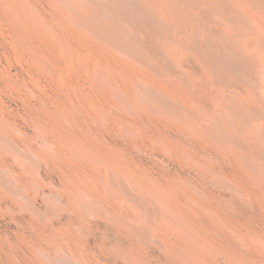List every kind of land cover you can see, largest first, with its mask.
<instances>
[{
	"label": "rangeland",
	"instance_id": "1",
	"mask_svg": "<svg viewBox=\"0 0 264 264\" xmlns=\"http://www.w3.org/2000/svg\"><path fill=\"white\" fill-rule=\"evenodd\" d=\"M263 130L264 0H0V264H264Z\"/></svg>",
	"mask_w": 264,
	"mask_h": 264
},
{
	"label": "bare ground",
	"instance_id": "2",
	"mask_svg": "<svg viewBox=\"0 0 264 264\" xmlns=\"http://www.w3.org/2000/svg\"><path fill=\"white\" fill-rule=\"evenodd\" d=\"M114 2V1H113ZM207 3V2H206ZM20 4H22V3H20ZM200 4V3H199ZM126 6V5H125ZM140 6V5H139ZM141 7H142V5H141ZM204 7H206V6H204ZM126 8H128V7H126ZM149 8V7H148ZM210 8V7H209ZM21 9V8H20ZM129 9V8H128ZM193 9V8H192ZM121 10V9H120ZM143 10V9H142ZM129 11V10H128ZM138 11V10H137ZM114 12V11H113ZM130 12V11H129ZM139 12V11H138ZM192 12V11H191ZM247 12V11H246ZM127 13V12H126ZM140 13V12H139ZM141 13H143V12H141ZM146 13V12H145ZM129 14V13H128ZM135 14V13H134ZM121 15V14H120ZM143 15V14H142ZM254 15H256V14H254ZM40 16V15H39ZM139 16V15H138ZM137 16V17H138ZM156 16V15H155ZM124 17V16H123ZM122 17V18H123ZM148 17V16H147ZM149 18V17H148ZM34 19H35V17H34ZM192 19V18H191ZM124 20V19H123ZM141 20H143V19H141ZM127 21V20H126ZM145 22V21H144ZM127 23V22H126ZM191 23V22H190ZM206 23V22H205ZM224 23V22H223ZM244 23V22H243ZM229 24V23H228ZM37 25V24H36ZM28 26V25H27ZM43 26V25H42ZM2 27V26H1ZM209 28H210V26H209ZM48 29H50V28H48ZM231 29V28H230ZM239 29V28H238ZM2 30V29H1ZM237 30V29H236ZM241 30V29H240ZM46 31V30H45ZM50 31V30H49ZM7 32V31H6ZM44 32V31H43ZM205 32H207V31H205ZM247 32H249V31H247ZM246 32V33H247ZM125 33V32H124ZM184 33V32H183ZM244 33V32H243ZM45 34V33H44ZM223 34V33H222ZM125 35V34H124ZM206 35V34H205ZM218 35V34H217ZM228 35H230V34H228ZM123 36V35H122ZM121 36V37H122ZM181 36H183V35H181ZM193 36V35H192ZM242 36V35H241ZM213 37V36H212ZM49 38H50V36H49ZM186 38V37H185ZM239 38V37H238ZM236 40H238V39H236ZM187 41V40H186ZM43 42V41H42ZM205 44H206V42H205ZM19 45V44H18ZM230 45V44H229ZM239 45V44H238ZM60 46V45H59ZM233 46V45H232ZM222 48H226V47H222ZM184 50H186V49H184ZM255 50H256V48H255ZM55 52V51H54ZM139 52V51H138ZM203 52V51H202ZM16 53V52H15ZM61 53V52H60ZM181 53V52H180ZM220 53V52H219ZM125 54V53H124ZM255 54H257V53H255ZM78 55H80V54H78ZM194 55V54H193ZM232 56V55H231ZM80 57V56H79ZM78 57V58H79ZM221 57V56H220ZM229 57V56H228ZM88 58V57H87ZM137 58V57H136ZM198 58V57H197ZM222 58V57H221ZM245 58V57H244ZM16 59V58H15ZM85 59V58H84ZM19 60V59H18ZM97 60V59H96ZM143 60V59H142ZM20 61V60H19ZM40 62V61H39ZM65 62V61H64ZM94 62V61H93ZM80 63V62H79ZM98 63V62H97ZM96 63V64H97ZM142 63V62H141ZM250 63V62H249ZM45 64V63H44ZM94 64V63H93ZM42 66V65H41ZM96 66V65H95ZM98 66V65H97ZM100 67V66H99ZM110 67V66H109ZM214 67V66H213ZM216 67H218V66H216ZM96 68V67H95ZM251 68V67H250ZM215 69V68H214ZM213 69V70H214ZM245 69V68H244ZM62 70H64V69H62ZM104 70V69H103ZM110 70V69H109ZM173 70V69H172ZM217 70V69H216ZM51 71V70H50ZM177 72V71H176ZM229 72V71H228ZM234 72V71H233ZM255 72V71H254ZM3 73V72H2ZM84 73V72H83ZM91 73V72H90ZM220 73V72H219ZM65 74V73H64ZM109 74V73H108ZM258 74H260V73H258ZM58 75V74H57ZM228 76H229V74H227ZM251 75V74H250ZM79 76V75H78ZM88 76V75H87ZM222 76V75H221ZM243 76V75H242ZM249 76V75H248ZM64 77V76H63ZM232 77V76H231ZM244 77H246V76H244ZM228 78V77H227ZM240 78V77H239ZM259 78V77H258ZM258 78H257V80H258ZM57 79H58V77H57ZM80 79V78H79ZM83 79V78H82ZM241 79V78H240ZM260 79H262V78H260ZM55 80V79H54ZM61 81L63 80V79H60ZM100 80V79H99ZM217 80H219V79H217ZM221 80V79H220ZM229 80V79H228ZM235 80V79H234ZM238 80V79H237ZM236 80V81H237ZM252 80V79H251ZM60 81V82H61ZM130 81V80H129ZM227 81V80H226ZM231 81V80H230ZM38 83H39V81H37ZM59 82V81H58ZM148 82V81H147ZM239 82V81H238ZM32 83V82H31ZM232 83V82H231ZM257 83V82H256ZM63 84V83H62ZM83 84V83H82ZM220 84V83H219ZM91 85V84H90ZM233 85V84H232ZM257 85V84H256ZM244 87V86H243ZM37 88V87H36ZM132 88V87H131ZM38 89H40L39 87H38ZM69 89V88H68ZM73 89H75V88H73ZM238 89V88H237ZM113 90V89H112ZM219 91V90H218ZM68 92V91H67ZM229 93H231V92H229ZM95 94V93H94ZM74 95V94H73ZM92 95V94H91ZM225 96H227V95H225ZM133 97V96H132ZM173 98V97H172ZM229 98V97H228ZM229 100V99H228ZM61 101V100H60ZM111 101V100H110ZM174 101V100H173ZM260 101V100H259ZM89 102V101H88ZM157 102V101H156ZM61 103V102H60ZM99 107V106H98ZM179 108V107H178ZM231 108V107H230ZM92 109V108H91ZM192 109V108H191ZM250 109V108H249ZM170 110V109H169ZM175 110V109H174ZM251 111H252V109H251ZM183 112V111H182ZM187 112V111H186ZM1 113H3V112H1ZM259 113V112H258ZM261 113V112H260ZM236 114V113H235ZM240 114V113H239ZM236 115H238V114H236ZM245 115V114H244ZM248 115V114H247ZM261 117V116H260ZM90 119V118H89ZM209 120V119H208ZM250 120V119H249ZM57 121V120H56ZM212 121V120H211ZM242 121V120H241ZM6 122V121H5ZM210 123V122H209ZM223 123V122H222ZM216 124V123H215ZM124 125V124H123ZM208 125V124H207ZM210 125V124H209ZM220 125V124H219ZM243 125V124H242ZM245 125V124H244ZM247 125V124H246ZM14 126V125H13ZM230 127V126H229ZM214 128H216V127H214ZM231 129V128H230ZM199 130V129H198ZM203 130H205V129H203ZM262 130V129H261ZM42 131V130H41ZM228 131V130H227ZM264 131V130H263ZM195 133H197V132H195ZM207 133V132H206ZM217 133V132H216ZM201 134V133H200ZM214 134V133H213ZM230 134V133H229ZM235 134H237V133H235ZM194 135V134H193ZM221 135V134H220ZM220 135H219V137H220ZM211 136H213V135H211ZM213 140V139H212ZM215 142V141H214ZM213 144V143H212ZM16 145V144H15ZM251 146H253V145H251ZM243 147V146H242ZM241 147V148H242ZM9 148V147H8ZM237 148V147H236ZM240 148V147H239ZM226 149V148H225ZM75 150V149H74ZM81 150V149H80ZM228 150V149H227ZM245 150V149H244ZM22 151V150H21ZM225 151V150H224ZM25 152V151H24ZM23 152V154H25ZM188 153V152H187ZM259 154H261V153H259ZM234 155V154H233ZM54 156V155H53ZM80 158V157H79ZM245 158V157H244ZM261 158V157H260ZM22 159V158H21ZM77 161H79V160H77ZM248 161V160H247ZM24 162V161H23ZM47 162V161H46ZM28 166V165H27ZM245 166V165H244ZM259 166V165H258ZM3 167V166H2ZM31 168V167H30ZM36 168V167H35ZM84 168V167H83ZM207 169V168H206ZM1 170H4V168L3 169H1ZM10 170V169H9ZM263 171V170H262ZM11 172V171H10ZM255 172V171H254ZM8 173V172H7ZM121 173V172H120ZM260 173H261V171H260ZM126 174V173H125ZM10 175H11V173H10ZM262 175V174H261ZM263 176V175H262ZM5 177H6V175H5ZM264 177V176H263ZM14 178V177H13ZM130 178V177H129ZM1 179H3V178H1ZM257 179V178H256ZM6 180H9L8 178L6 179ZM108 180H109V178H108ZM135 180V179H134ZM259 180H261V179H259ZM4 181V180H3ZM2 181V182H3ZM110 181V180H109ZM137 181V180H136ZM8 182V181H7ZM12 182V181H11ZM142 182V181H141ZM121 183V182H120ZM3 184V183H2ZM46 184V183H45ZM5 185V184H4ZM13 186V185H12ZM119 186V185H118ZM132 186V185H131ZM141 186V185H140ZM143 186V185H142ZM264 186V185H263ZM4 187V186H3ZM7 187V186H6ZM9 187V186H8ZM138 187V186H137ZM107 188V187H106ZM82 192V191H81ZM105 192V191H104ZM75 193V192H74ZM115 193V192H114ZM153 194H155V193H153ZM202 194V193H201ZM204 194V193H203ZM76 195V194H75ZM160 195V194H159ZM77 196H79V195H77ZM154 196V195H153ZM112 197V196H111ZM156 197V196H155ZM171 197H173V196H171ZM113 198H115V197H113ZM157 198V197H156ZM85 199V198H84ZM160 199V198H159ZM33 200V199H32ZM83 200V199H82ZM130 200H133V199H131L130 198ZM163 200V199H162ZM89 201V200H88ZM160 201V200H159ZM163 202V201H162ZM192 202V201H191ZM34 203V202H33ZM83 203V202H82ZM160 203V202H159ZM164 203V202H163ZM131 204V203H130ZM160 205V204H159ZM162 205V204H161ZM165 205V204H164ZM162 207V206H161ZM166 207H167V205H166ZM191 208V207H190ZM205 209V208H204ZM86 211V210H85ZM115 211V210H114ZM87 212V211H86ZM139 212V211H138ZM90 214H91V212H89ZM110 214V213H109ZM89 215V214H88ZM114 217V216H113ZM145 217V216H144ZM145 218H147V217H145ZM167 221V220H166ZM124 222V221H123ZM183 222H185V221H183ZM141 223V222H140ZM144 225H145V223H143ZM183 224V223H182ZM130 226V225H129ZM150 226V225H149ZM142 228V227H141ZM230 228V227H229ZM146 229V228H145ZM154 229V228H153ZM131 231V230H130ZM235 234V233H234ZM83 235V234H82ZM190 239V238H189ZM250 239V238H249ZM257 242V241H256ZM53 244V243H52ZM162 245V244H161ZM263 247V246H262ZM35 249V248H34ZM68 249V248H67ZM81 249V248H80ZM68 251H69V249H68ZM196 253V252H195ZM49 257H51L50 255H49ZM53 257V256H52ZM70 257V256H69ZM43 259V258H42ZM53 259V258H52ZM59 259V258H58ZM69 259H71V258H69ZM49 260H51V259H49ZM60 260V259H59ZM72 261H73V259H71ZM72 261H70V262H72ZM44 262V261H43ZM75 262V261H74ZM78 262V261H77ZM85 262V261H84ZM75 264V263H74Z\"/></svg>",
	"mask_w": 264,
	"mask_h": 264
}]
</instances>
